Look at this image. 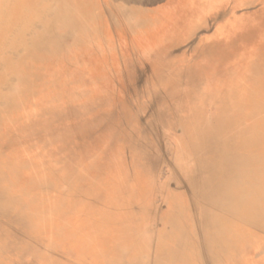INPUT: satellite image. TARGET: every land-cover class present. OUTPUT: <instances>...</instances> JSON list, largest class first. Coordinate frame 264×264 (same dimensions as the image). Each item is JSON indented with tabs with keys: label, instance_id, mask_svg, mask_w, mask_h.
<instances>
[{
	"label": "bare ground",
	"instance_id": "6f19581e",
	"mask_svg": "<svg viewBox=\"0 0 264 264\" xmlns=\"http://www.w3.org/2000/svg\"><path fill=\"white\" fill-rule=\"evenodd\" d=\"M203 2L35 0L27 15L9 26L3 25L6 10L0 11V74L5 75L0 86V240L11 230L32 240L51 237L48 251L36 247L39 254L31 261L19 256L25 251L21 243L5 241L0 261L14 249L18 257L8 264H60L54 254L62 243L52 237L72 238V224L53 227L45 222L62 209L44 210L40 203L69 193L72 209L73 191L74 205H81L75 219L83 228L71 246L88 243L95 251L103 245L106 251L95 256L101 264H185L190 259L205 264L215 254L207 239H196L206 231L225 262L251 264L248 244L264 239V209L259 205L264 199V9L245 28L221 29L214 39L197 41L208 20L223 17V12L205 16ZM31 10L37 12L34 19L28 17ZM121 40L124 45L118 48ZM250 43L254 47L249 53ZM19 57L26 58L28 72L37 69L40 76L25 81L12 60ZM60 77L68 84H55ZM23 82L27 90L15 96L13 87ZM27 104L51 114L53 122L64 111L74 113L59 122L71 136L68 152L58 150L63 136L51 134L31 112L21 115ZM145 109L148 117L143 119ZM177 129L182 136L172 134ZM23 132L26 138L15 142ZM158 136L175 153V175L191 193L190 200L159 184ZM92 146L100 155L84 157ZM78 153L86 165L67 169ZM125 155L127 164L122 162ZM84 170L87 187L72 189V179L78 181ZM95 174L108 189L100 200L103 183L92 179ZM65 179L71 183L61 185ZM158 194L167 205L162 213L165 229L153 239L151 200ZM92 201L98 205L89 210ZM123 201L132 202L129 210ZM147 232L152 235L145 251L130 244ZM64 253L69 259L78 257Z\"/></svg>",
	"mask_w": 264,
	"mask_h": 264
},
{
	"label": "rangeland",
	"instance_id": "374dc122",
	"mask_svg": "<svg viewBox=\"0 0 264 264\" xmlns=\"http://www.w3.org/2000/svg\"><path fill=\"white\" fill-rule=\"evenodd\" d=\"M34 1L35 0H0V11L3 12L4 10H6V12L4 11V13L6 14L5 17H7L5 20H3L4 21L3 25L9 26L10 23L12 22V20H14V19L17 20L22 15L23 16L27 15L26 11L28 9H32L34 7ZM204 1L205 2L202 3V7L204 8L205 16L210 15V14H217V13L223 12V17L219 21H213L212 22V21L208 20V22L205 25V26H208V28L199 30L197 32V34H196V40L197 41L199 39H203V40L214 39L216 37L217 33L222 31L221 29H227L230 27L234 28L237 26L245 28L247 25L254 22L257 18H260L262 16L261 15L262 11H260V10L264 9V0H204ZM213 2H214V4H213ZM220 3L222 6L220 5ZM229 3H230V5H229ZM199 6H200V3H199ZM229 10H230V12H229ZM36 14H37V12H33V10H31L28 14V17H30L31 19H34ZM205 16L201 19L196 20L194 22V24L198 25V24L202 23L206 19ZM1 17H4V16H1ZM0 28H1V26H0ZM1 42H3V37L0 35V43ZM192 43L193 42H190L187 44L188 50L193 47ZM123 45H124V41L121 40V41H118L116 46L118 48H120V47H123ZM253 47L254 46L252 45V43H250V45L247 46V49H249V53L252 52ZM20 59L21 58L19 57L16 60H14V59H12V60L14 62L18 63V65H19L16 72L18 74H21V73L25 74V78H26L25 81H29L30 79L32 80L33 78L40 76V75H37V69H34L32 74L30 72L32 69H30V71L28 72L26 70L27 67L24 64V60L26 58L24 60H20ZM50 61H52V60H50ZM246 75H247V73L244 76H246ZM4 83H5V75L0 74V86L3 85ZM26 84H27L26 82H23V83H20L17 86L13 87L15 96H18V95L20 96L21 93H23L27 90ZM55 84H58L60 86L67 85L68 79H66L65 77H60L57 80H55ZM46 90H43V91L47 92ZM33 92H34V95L38 94L37 89H35ZM20 103H22V101H20ZM48 103L51 104V101H49ZM28 104H29V102H28ZM28 104L24 107L21 115L23 116V114H27V113L31 112L32 115H34V117H36L38 119V123L41 120L43 123V126L50 127V131L52 132L51 134H53L55 136H63L62 138H63L64 144L62 146L60 145L58 150H60L62 153L68 152L71 148V144L69 142L71 139L70 138L71 136L69 137V136L64 134V131H65L64 127L59 122L64 117L67 119L75 117V115H73L74 113L64 111V113L59 115V117L61 116V120L53 122L54 119L51 117V114L48 116H45L43 113H41V111L39 109L33 110V108ZM34 105L36 106L37 103L35 102ZM38 108H39V105H38ZM207 110L211 111L212 107L211 106L207 107ZM146 111H147L146 109L143 111L144 112L143 113V119L148 117V111L147 112ZM41 114H42V116H41ZM174 132L172 134H175L176 136H182L183 135L181 129H177ZM26 136H27L26 132L19 133L18 137L15 139V142H18V140L25 139ZM157 139H158V146H159L158 157L160 158V161H161V167H160V170L158 171L159 172L158 173L159 184L166 183L167 187L170 191H172L174 193H180L187 200H190V196H191L190 194L191 193H189L188 189L180 181L179 177L175 175L176 170L173 168V161H174L175 153L168 147L169 144L167 141H163L160 136H158ZM72 140H73V138H72ZM55 151H57L56 148L53 149V152H55ZM86 154H84V157L85 156L86 157L94 156V154L95 155L98 154L96 147L92 146L91 150ZM98 155H100V154H98ZM8 156H9V154H8ZM127 156L128 155H125L124 159L122 161L124 164H127V162H128ZM14 157L16 159H20L21 155L20 154L15 155ZM93 159L95 160L96 157H94ZM18 161H21V160H18ZM90 164H92V162L87 163V165H90ZM85 165H86V162L82 159V157L78 153V154L74 155V159H73L72 163H69L66 166H67V169H71V168H75L76 166L83 167ZM87 173L88 172L86 170H84L83 175L81 176V178L78 181H75L72 179V189L75 185L87 187V185H88V182H86ZM169 173H171V175H172L170 178H168ZM100 176H101L100 174H98V175L95 174V176L92 177V179L95 182H97V184H99V185L103 183L100 179ZM68 178L70 179V175H68ZM53 182H54V180L51 178L49 181L48 188H52L51 184ZM70 183H71V180L65 179V181L61 185H67ZM231 186L233 187V184ZM101 188H102L101 190L104 189V191H101L100 193H98L99 200L103 199V197H106V195H107L106 191L108 190L107 187L104 188V183L101 186ZM90 190H92V189H90ZM74 193L75 192L72 191V209L70 208V206L68 207V205H67V204H70L69 200L71 199V195L69 196V193L59 194L57 199L53 200L52 202L44 201L43 203H40L41 208L44 210H47V209L48 210H57L58 207H61V209H62V210L59 209L60 212L57 213L53 218H47L45 220V222H48L53 227L54 226H61V225H65V224H72V229H73L72 238L65 237L64 235L52 237V240L55 243H57V244L62 243V245L58 246L60 248V251L57 252L56 255L54 254V256H56V260L60 264H91L92 259H94L96 261L95 264H101L102 263L101 260L95 256L98 255L97 253H99L101 251L102 252L106 251V248L103 245L100 246L99 250H95V251H91L92 246L88 243H87V245H80L78 247H76L75 245L71 246V240L73 242L75 240V238L78 239V236L76 237V234L78 231H82V228H83L80 224V221H77L75 219V217L77 216L76 212L81 208V205L79 203H78L79 204L78 206L74 205V203H73V201L75 199ZM112 193H111V195H112ZM133 193L135 194V192H133ZM133 193H131V194H133ZM30 194L32 196H34L36 199L40 198L39 193L36 191H32ZM136 194L138 195V193H136ZM111 195H109V196L112 197ZM154 197H153L154 200L153 199L151 200V204L153 207L152 211L154 213L153 217L156 220V222L153 224V228H154V230H156L155 234L153 236V239H156L157 234L165 229L163 226V223H162V215H163L162 213L166 211L167 205L162 200V198H163L162 195L158 194V195H155ZM155 200H157V201H155ZM131 203H126L125 201H123L122 206L125 210H129L130 209L129 205ZM62 205H65L66 208L65 209L62 208ZM97 205H98L97 201L88 202L87 208L89 210L95 209L97 207ZM259 205L262 209H264V199L259 202ZM105 213H107L106 210H104V214ZM257 217H260V216L255 215V217H253V218H257ZM132 220H134V217H131L129 219V222L132 223ZM140 222L142 225H144V219L143 218L140 220ZM197 226H199V225H197ZM9 229L11 230V228H9ZM14 231L11 230L9 232L10 234L8 233L7 237L5 238V241H6V243H13V244H14V242L16 244L21 243L25 247L24 253H26L27 255L24 254L23 252H18V253L21 254L19 256H25L26 261L33 260L32 259L33 255L37 256L39 254V252L36 250V247H40V248L46 249L48 251L49 247L47 246V243H48V241L51 240L50 236L47 237L46 235H44V236L40 235L38 238L34 237L35 240H32L29 237L19 236V235L15 234ZM206 233L207 234H205V237L199 236V238L196 239L197 243H205V241H206L205 239H207V241H209V244H210L208 246L209 251L211 253L215 254L213 259H206V260L204 259L205 264H224V263L228 264L227 262H225L226 256H223L220 253V251L217 250V247H215L213 245V243H211L212 242L211 231H206ZM212 233H213V231H212ZM260 233H262L260 235L264 238V230L261 231ZM146 234H147L146 237H142V238L138 239L137 241L130 243V244L133 245L134 247H136L137 249H141V250L145 251L149 247V242H150L148 239V235H152V232H150V233L147 232ZM119 239H120V237H119ZM5 241H3V239L0 240V249H2L3 246L5 245L4 244ZM257 241H260V242L263 241L264 242V239L263 240H256L255 238H253L251 240V242L248 244L247 252L249 253V255H252L250 257H253V260H251V264H264V244H259ZM2 244H4V245H2ZM164 245L167 246L168 242L165 241ZM75 250H76V252H75ZM235 250L239 251L241 249L236 248ZM64 252L72 253V254H74V256H78V257L77 258L72 257V259H69L68 257H65ZM75 253H78V255ZM91 253H93L92 259H91ZM192 253H193L192 251H188V254L186 253V255L190 256V255H192ZM207 254H208V251L206 252V250H205L204 255L206 258H207V256H206ZM16 256L18 257L17 251H15L13 249V252L10 254V256L7 259L1 260L0 264H8L9 262L13 263V262H15L14 260L16 259ZM144 256L149 257V255H144ZM117 257L114 256L113 259H115V258L117 259ZM150 258L152 259L151 261H153V258L152 257H150ZM185 264H198V262L193 260V259H190V260H187L185 262Z\"/></svg>",
	"mask_w": 264,
	"mask_h": 264
}]
</instances>
